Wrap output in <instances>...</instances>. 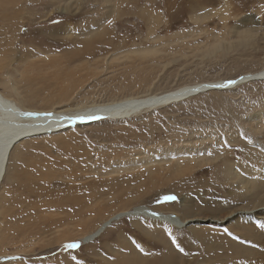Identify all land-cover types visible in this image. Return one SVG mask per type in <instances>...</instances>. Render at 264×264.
<instances>
[{
	"label": "rangeland",
	"instance_id": "rangeland-1",
	"mask_svg": "<svg viewBox=\"0 0 264 264\" xmlns=\"http://www.w3.org/2000/svg\"><path fill=\"white\" fill-rule=\"evenodd\" d=\"M261 70L264 0H0V91L32 109L61 112ZM189 97L19 144L0 187V264H159L165 247L181 256L177 264H261L246 252L260 250L251 240L264 215L227 201V189L201 197L226 212L199 213L195 193L225 164L263 171L239 144L264 150V81ZM166 195L178 199L157 203ZM136 207L148 218L121 217L82 241ZM176 214L182 228L153 221ZM73 242L80 247L66 248Z\"/></svg>",
	"mask_w": 264,
	"mask_h": 264
},
{
	"label": "bare ground",
	"instance_id": "bare-ground-1",
	"mask_svg": "<svg viewBox=\"0 0 264 264\" xmlns=\"http://www.w3.org/2000/svg\"><path fill=\"white\" fill-rule=\"evenodd\" d=\"M248 76L252 77L254 79L245 81ZM248 76H244V77L240 76L237 79L232 80L231 82H233V83L237 82V83H236V85L235 84L230 85L228 88L232 87L231 89H234L235 87L242 85L244 83L250 82V81H264V70L256 72L255 74H249ZM240 79L241 80L244 79V80L239 82ZM228 82H230V81L218 80V81H213V82L198 83V84H194V85H187V86L179 87L177 89H173V90H170V91L158 94V95H150V96H145V97H128V98L120 99L118 101H111L109 103H105V104L103 103V104H99V105H91V106H89V105L79 106L78 105L77 107L70 108V109H62V108L59 109L58 108L59 110H61V112L60 111L55 112L54 108H53V110H43V109L38 110V109H32L30 107L22 106L16 101L15 98H13L11 96V94H10V93H12L11 89H9L10 92H8V94H7V92L2 93L0 91V187H1V183L3 182L5 174H6L7 165L9 162V157H10L11 152L16 147H18L19 144L23 143L24 141H28L32 138L42 136V135H46V134H52V133L55 134V133H58L62 130L68 129L71 126H79L82 124H88V123L96 122L97 120L100 121V120H123V119H127V118L134 116V115H137V113H139V112L151 110V109H153L155 107H159V106H168V105L186 100V99L190 98L189 96L193 97V96L198 95L200 93L207 92V91H203V92L199 91V93L196 92L197 90L200 89L201 86L215 85V86H218L219 89H217V90H219V91L226 90L224 88V86ZM189 93H192V94L189 96H186L184 98L181 97L182 95L184 96L185 94H189ZM44 113H51L52 115L50 117H48V116H45ZM81 116L85 117V119L83 121L77 119L78 117H81ZM93 116L99 117V118L98 119H88V117H93ZM255 127L252 125V128H255ZM263 138H264V136H263ZM262 142H264V140ZM239 145H243V147H245L244 148V154L245 155H243L245 157V160H246L245 162L249 163L250 166H252V167L255 166L256 168H262L263 171H254V170L246 171V169L242 170L241 169V168H243L242 164H239V166H238V167H240V169L242 171H235L234 165H232L231 163L230 164L232 165V167L229 164H225L223 166V168L221 169V171H209L210 182L208 179L205 182V184H210L211 187H208L204 190L206 193H203V192L202 193L201 192L195 193V195L198 197V199H200V200H198V202L201 203L199 209H202V210H198V211H200L199 213H201V211H202V213L203 212L206 213L208 211L210 213L214 212V211L217 213L226 212L227 209L225 210V208H223V207L218 208L217 205L215 206V204H212L215 202L210 203L211 205H214V208L209 204V202L205 203L207 199L206 200L203 199L204 202L202 203L201 197L207 198V193H209V192L213 193L215 196H219L218 193L226 192V189H227L228 192H226V194L229 196V197H226L227 201H229L230 203L235 204V205L243 203L244 204L243 209H244V207L251 208L254 211V213L261 212L264 215V150H262L258 146H253L252 143H250V142L249 143L242 142ZM231 156H232V154H231ZM208 162H209V160H208ZM242 162H244V160ZM202 164H203V162L202 163H196V165H198V166H200ZM246 166H247V164H246ZM173 172H175V171H173ZM176 172H178V171H176ZM190 172H192V171H190V170L184 171L183 173L187 175V174H190ZM174 178H175V176H174ZM188 196L190 198H192L191 195L188 194ZM184 199L187 200V197H185V195H184ZM217 200H218V198H217ZM188 202H191V201H188ZM183 208H185V209L189 208L190 209V207L188 205H185ZM144 210L145 209L142 207H136L135 209H132L131 211H129V213H118L119 215L115 214L113 217H109L105 221H103L101 223V225L99 224V226H97L88 235L82 237V241L85 244L88 242L94 241V239L99 237L100 234L106 229V227H108V225L111 222L118 220L121 217H124V216L131 217V218L142 217V218L146 219L148 217H146L147 215L144 216L145 215ZM248 211H249V209H248ZM97 214L95 213L96 217H97ZM124 214H126V215H124ZM177 216L178 215L176 214L175 220H170V219L166 220V219L160 218L158 220H153V221H156V222L157 221H163V222H167V224L168 223L175 224V225H177V228H182L183 224H185V223H183L181 221L180 217L178 218ZM247 219L249 220L250 218L247 217ZM151 220L152 219H150V221ZM262 224L264 226V222H262ZM199 234H200V232H199ZM201 235H202V231H201ZM214 237H216V236H214ZM83 238H84V240H83ZM204 239H205L206 243L202 242L203 238H202V241H200V243L201 244L203 243L202 244L203 246H207V250H212L214 252L215 251L214 246H213V248H211L210 247L211 245L208 243L210 241L206 240L208 238L205 237ZM210 239H212V238H210ZM251 243L253 245H259L260 250L257 251L258 252L257 253V252L250 251V248H249V250H248V252H246V254L250 255V252H251V253L257 255L255 262L259 261V263L261 262V264H264V227L260 231L259 235L257 237H255L254 240H251ZM233 245L234 244H232V246ZM128 246H129L128 249L131 250V246L129 244H128ZM173 250L167 249L166 247L164 248V251L162 249L159 264H177L179 262V257H181V256H178L177 253H175V251H173ZM131 252L128 251V254ZM216 253H218V252H216ZM234 253L239 256L241 253L242 254L245 253V250L243 251V249L241 248L240 251H236ZM178 254H179V252H178ZM192 256L193 255L189 256V259H191L190 257H192ZM230 257L232 258V254ZM135 258H137V257H135ZM185 258H187V257L184 254L182 256V259H185ZM212 258H213V254L211 253V259ZM157 259H159V258H157ZM121 261H123V260H121ZM142 261H140V263H142ZM118 262L119 261L117 259L116 263L118 264ZM231 262H233V261H231ZM122 264H124V263H122ZM154 264H155V261H154ZM233 264H234V262H233Z\"/></svg>",
	"mask_w": 264,
	"mask_h": 264
},
{
	"label": "snow or ice",
	"instance_id": "snow-or-ice-1",
	"mask_svg": "<svg viewBox=\"0 0 264 264\" xmlns=\"http://www.w3.org/2000/svg\"><path fill=\"white\" fill-rule=\"evenodd\" d=\"M233 82H229V84H231ZM45 116H48L50 117L52 114L51 113H44ZM99 117H88V119H98ZM77 119L83 121L85 119V117H78ZM178 198L175 196V195H166V196H163L161 199H159L157 201V203H168V202H174L176 201ZM153 215H158V213H153ZM168 235H169V238L172 240V243L174 245H176V247L180 250V251H183L182 248H180L179 244L177 243L173 233H172V230L171 229H168ZM80 245L78 242H73V243H69L66 245V248L68 249H76V248H79Z\"/></svg>",
	"mask_w": 264,
	"mask_h": 264
},
{
	"label": "water",
	"instance_id": "water-1",
	"mask_svg": "<svg viewBox=\"0 0 264 264\" xmlns=\"http://www.w3.org/2000/svg\"><path fill=\"white\" fill-rule=\"evenodd\" d=\"M252 79H254V78L248 76V77L246 78L245 81H247V80H252ZM242 80H244V79H242ZM242 80L240 79L239 82H241ZM236 83H237V82L229 84V82H228V83H226V85L224 86V88H225V89H228V87H229L230 85H233V84L236 85ZM231 88H232V87H231ZM217 89H219L218 86H215V85H206V86H201L200 89L197 90L196 92L199 93V91H200V92H203V91H211V90H217ZM191 94H192V93L185 94L184 96L182 95L181 97L184 98V97L189 96V95H191ZM194 95H195V94H194Z\"/></svg>",
	"mask_w": 264,
	"mask_h": 264
}]
</instances>
